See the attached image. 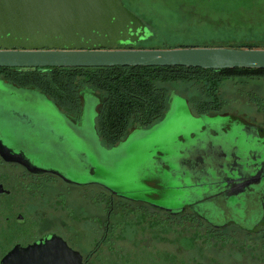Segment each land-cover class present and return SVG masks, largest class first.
Instances as JSON below:
<instances>
[{"label": "water", "instance_id": "1", "mask_svg": "<svg viewBox=\"0 0 264 264\" xmlns=\"http://www.w3.org/2000/svg\"><path fill=\"white\" fill-rule=\"evenodd\" d=\"M144 35L150 36L122 0H0V67L264 68V48L259 47H118L138 43ZM10 85L11 88L0 90V108L7 112V117H0L11 120L13 126L8 129L15 142L8 143L0 127V156L5 161L21 163L30 170L40 169L36 164L50 163L70 181L89 176L103 181L113 194L133 200L160 194L153 205L174 215L188 207L197 211L213 208L216 201L212 195L227 189L236 177L243 179L239 184L264 194V137L242 122L219 127L222 120L218 116L226 118V122L229 117L205 114L195 118L203 119L195 123L197 127H186V134L177 132L178 138L166 155L148 148L137 174L143 172L146 180L157 177V189H144L142 196H135L110 185L105 174L109 155L121 146L127 147L132 140L141 142L158 122L149 129L139 128L119 146L101 152L97 138L86 137L78 130L80 126L61 115L59 107L46 95L33 88ZM96 99L98 104L97 96ZM59 123H65L75 135L58 131ZM234 127L240 131L237 136L232 135ZM12 128L18 129L17 134L13 135ZM13 147L23 148L26 154ZM34 152L37 158L31 156ZM227 195L234 199L233 193ZM217 203L220 206L222 202ZM250 205L258 210L256 200L250 201ZM205 217L224 227L226 219L218 211ZM242 219L252 230L264 221V212L261 217ZM40 252L39 264H83L79 252L63 241H48Z\"/></svg>", "mask_w": 264, "mask_h": 264}, {"label": "rangeland", "instance_id": "2", "mask_svg": "<svg viewBox=\"0 0 264 264\" xmlns=\"http://www.w3.org/2000/svg\"><path fill=\"white\" fill-rule=\"evenodd\" d=\"M140 1L146 17L151 20V25L146 28L150 36L138 42V45L145 48L264 45V0ZM168 86L170 91L167 109L162 120L149 132V136L141 142L132 140L127 147L121 146L109 155L106 178L110 185L119 191L142 196L144 189L156 190L157 177L153 178V176L151 180H146L145 176H142L143 172L137 174V168L140 167L146 150L153 147V151L166 155L172 149L173 141L178 138L177 132L186 134V127H197L195 123L203 121V119L195 120L205 115L198 113L193 106L192 98L199 96L197 89L180 82L168 83ZM9 87L11 88V85L0 78V90L4 91ZM220 90L226 102L219 114L232 112L246 119L255 118L257 123L264 127V115L248 99V94L264 97V78L227 79L222 82ZM94 95L85 94L83 97L81 126L78 130L89 139L97 138L101 142L95 129L97 99ZM49 102L48 104L52 105ZM57 111L65 115L58 108ZM1 114L7 117V112L4 109L2 111V108H0V116ZM53 116L57 115L53 114ZM218 119L222 120L219 127L227 120L220 116ZM8 126L11 130L10 126H13L11 120L0 117V127L5 134V140L14 144ZM59 128L58 131L75 135L74 130L68 128L65 123H59ZM17 132L18 129L13 131V135ZM239 132L238 127H234L232 135L237 136ZM31 156L37 158V152ZM135 188L140 189L135 190ZM127 219L134 220L135 217L130 215ZM178 221L174 222L172 230L165 227L163 232L158 234L147 227L139 230L137 225H127L123 235L124 240L118 242L122 247L119 264H125L129 259L134 264H152L153 257L146 253L159 255L160 252L165 253L169 250L178 260H189L188 262L191 261L193 264H264L261 260L252 259L250 254L237 252L235 244H216L215 239L205 244L203 238L205 230L201 226ZM136 233L139 235V241ZM134 243H136L135 247ZM165 264H168L167 261Z\"/></svg>", "mask_w": 264, "mask_h": 264}, {"label": "flooded vegetation", "instance_id": "3", "mask_svg": "<svg viewBox=\"0 0 264 264\" xmlns=\"http://www.w3.org/2000/svg\"><path fill=\"white\" fill-rule=\"evenodd\" d=\"M122 2L141 20L146 34L151 20L141 8V1ZM83 102L84 98L82 110ZM98 107L99 103L97 110ZM82 110L76 117L60 109L78 126H81ZM206 115L229 117L226 122L228 127L233 122H242L245 127L264 137V127L258 124L255 118L246 119L232 112ZM157 122L148 127L130 129L121 142H125L134 131H140L139 128L149 129ZM101 142L98 146L101 152L110 151L120 145L119 142L114 147H109ZM13 150L26 154L23 148L13 147ZM36 166L40 169L30 170L21 163L8 162L0 156V264H39L42 245L48 241H63L68 247L79 252L83 264H119L122 247L118 242L124 240V231L127 225L131 224L139 226V230L147 227L158 234L162 233L165 227L172 230L176 220L198 224L204 230L207 226L213 230L232 227L244 233L256 232L264 223H257L252 230L246 227L247 221L244 223L243 217H261L264 212V194L262 191L251 190L252 186L239 184L243 180L239 177L227 185V189L212 195L216 201L213 208L197 211L188 207L181 214L174 215L153 205L161 197L160 194H149V197L133 200L113 194L101 180L87 176L84 180L70 181L64 178L59 168L53 164L41 163ZM98 170L102 171L99 168ZM227 192L234 194L233 200L228 198ZM240 200L245 203L241 204ZM253 200H256L258 210L251 208L250 201ZM220 201L222 203L219 206L217 202ZM213 210L226 219L224 227L217 226L209 218L206 219V214ZM130 215L135 219L128 220L127 216ZM137 240L139 241V235ZM165 253L168 257L167 263L172 264V253L170 250ZM45 255L46 253L43 254L44 257ZM159 255L162 257L163 252Z\"/></svg>", "mask_w": 264, "mask_h": 264}, {"label": "trees", "instance_id": "4", "mask_svg": "<svg viewBox=\"0 0 264 264\" xmlns=\"http://www.w3.org/2000/svg\"><path fill=\"white\" fill-rule=\"evenodd\" d=\"M121 47L145 48L138 43L122 44ZM239 47L264 48V45ZM0 78L20 88L36 89L66 114L76 117L81 114L84 95L95 94L99 100L96 130L102 143L111 147L123 140L132 127H148L163 117L169 98L168 83L180 82L195 87L199 95L192 98L196 111L217 114L226 102L220 90L223 81L264 78V68L206 69L177 65L0 67ZM248 99L264 115V97L248 94ZM203 238L205 244H209L211 239H215L216 244H235L237 252L264 261V223L253 233H244L232 227L213 230L207 226ZM146 254L153 257L152 264H165L168 258L166 253L162 257ZM172 259V264H193L191 261L183 263L175 256ZM129 261L125 264H134Z\"/></svg>", "mask_w": 264, "mask_h": 264}]
</instances>
